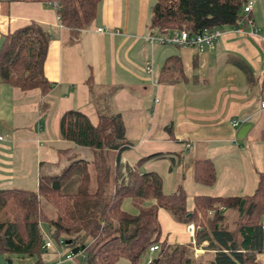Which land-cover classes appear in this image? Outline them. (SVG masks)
<instances>
[{"label": "crops", "instance_id": "obj_1", "mask_svg": "<svg viewBox=\"0 0 264 264\" xmlns=\"http://www.w3.org/2000/svg\"><path fill=\"white\" fill-rule=\"evenodd\" d=\"M155 1L102 0L94 21L74 38L45 0H0V45L5 35L31 23L49 33L43 73L52 85L42 95L37 89L22 92L0 83V190L36 192L41 172L66 167V157L60 156L64 150L92 161L89 149L61 139L59 121L76 110L96 126L102 110L121 117L132 144L120 155L122 165L166 156L138 169L159 174L165 194L182 187L193 201L196 196L255 192L264 180V0H246L255 2L248 18L258 36L224 27L220 40L202 52L147 40ZM89 86L95 87V99ZM102 94H107L106 104L98 100ZM245 117L252 127L239 140L231 122ZM204 159L216 173L210 187L192 178L193 162ZM45 206L53 218V208L47 202ZM123 209L135 213L128 200ZM158 221L162 240L194 246L192 225L178 223L161 209ZM207 246L203 242L198 252L206 253Z\"/></svg>", "mask_w": 264, "mask_h": 264}, {"label": "trees", "instance_id": "obj_2", "mask_svg": "<svg viewBox=\"0 0 264 264\" xmlns=\"http://www.w3.org/2000/svg\"><path fill=\"white\" fill-rule=\"evenodd\" d=\"M45 1L57 3L61 26L75 38L94 21L102 0ZM246 3L156 0L147 29L150 35L234 29L245 19ZM49 41V33L37 23L5 35L0 45V83L22 92L37 89L42 95L48 94L52 85L44 76L43 65ZM89 91L95 99V87L89 86ZM106 95L98 100L106 104ZM59 132L62 140L89 149L93 160L78 159L64 150L60 156L66 157L68 164L60 172H41L36 192L0 190V255L37 257L34 264H40L41 254L46 252L40 226L45 223L50 237L73 255L85 254L88 264H116L120 259L140 264L146 254L151 255L148 264H202L192 247L203 242L208 243L206 253H212L207 264H264L263 178L250 196H196L193 210L188 211L182 187L165 194L159 174L138 170L145 161L165 155L142 158L133 166L121 164L120 155L132 144L125 138L119 115L101 110L93 126L81 112L67 111L59 121ZM261 139L264 141V128ZM192 178L196 184L212 186L216 180L213 163L208 159L194 161ZM41 199L53 208V218L43 212ZM126 200L135 213L123 209ZM160 209L178 223L193 226L194 246L172 245L161 239ZM228 212L237 216L233 228L227 224ZM153 246L158 249L150 252Z\"/></svg>", "mask_w": 264, "mask_h": 264}, {"label": "built area", "instance_id": "obj_3", "mask_svg": "<svg viewBox=\"0 0 264 264\" xmlns=\"http://www.w3.org/2000/svg\"><path fill=\"white\" fill-rule=\"evenodd\" d=\"M255 5L254 1H248L244 8L243 14L245 19L242 20L238 27L234 28V33L238 35H247V36H258L259 31L254 27L252 21L248 18V15L251 13L253 7ZM53 9L57 10V3L51 4ZM58 22L60 24V20L58 18ZM61 26V24H60ZM98 32H102L101 29ZM222 36V33L219 30L205 31L201 34L190 35L187 31H174L163 34L153 33L147 37V40L150 43H158L163 46H176V47H190L196 49L198 52H202L207 48H211L215 43H217ZM264 41V38H263ZM261 108L264 109V103L261 104ZM248 118H238L231 122V125L235 128H239L242 125L248 123ZM190 232L194 233L193 226H190ZM44 248L46 250H53V245L50 243L49 238L45 237ZM158 248L153 246L150 248V252H155ZM263 253H264V245H263ZM63 256L58 255V261L61 262H71L73 260V256L66 254L64 259Z\"/></svg>", "mask_w": 264, "mask_h": 264}, {"label": "rangeland", "instance_id": "obj_4", "mask_svg": "<svg viewBox=\"0 0 264 264\" xmlns=\"http://www.w3.org/2000/svg\"><path fill=\"white\" fill-rule=\"evenodd\" d=\"M259 128L260 127L258 126L257 129L254 131L255 134H258ZM40 201H41L40 204H41L43 212L45 213V215L50 217L51 214L47 213V207L45 206L46 201L43 199H41ZM193 206H194V203L192 199H188L187 200L188 211H191L193 209ZM226 215H227V224L229 225V228H233V224L237 217L236 214L232 212H228ZM40 228H41L42 234L44 235V242L46 239L45 237L47 236L49 238L50 243L53 245V250H46V252H43L41 254L40 264H88L85 254L80 253L78 255H73L70 249L66 248L65 246L61 244L59 245V241L50 237L47 224L42 223ZM192 249L194 252V256L196 258H199L202 264H207L208 260L210 259L212 255L211 252L210 253L198 252L200 250L196 246L192 247ZM66 254L73 256L74 257L73 260L71 262L58 263V259H57L58 255L63 256V259H64V256ZM150 257L151 255L149 254H146L145 256H143L142 260L140 261V264H148ZM37 260H38L37 257L29 259V258H18L14 255H10V256L0 255V264H34ZM116 264H129V262L125 259H120Z\"/></svg>", "mask_w": 264, "mask_h": 264}, {"label": "water", "instance_id": "obj_5", "mask_svg": "<svg viewBox=\"0 0 264 264\" xmlns=\"http://www.w3.org/2000/svg\"><path fill=\"white\" fill-rule=\"evenodd\" d=\"M251 127H252V124L250 123L240 126L236 134L237 139L243 140L245 136L247 135V133L249 132V130L251 129Z\"/></svg>", "mask_w": 264, "mask_h": 264}]
</instances>
